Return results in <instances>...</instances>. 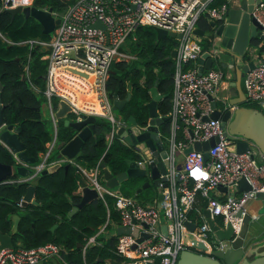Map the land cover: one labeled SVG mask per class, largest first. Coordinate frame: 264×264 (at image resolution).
<instances>
[{
    "label": "built area",
    "instance_id": "1",
    "mask_svg": "<svg viewBox=\"0 0 264 264\" xmlns=\"http://www.w3.org/2000/svg\"><path fill=\"white\" fill-rule=\"evenodd\" d=\"M14 4L15 0H3L2 7L9 8ZM232 4L233 0H74L63 13L53 12L61 17V21L51 31L50 40L28 38L18 41L30 46L39 43L47 49L42 55L46 60L44 95L54 127L52 139L46 143L41 160L32 165V173L20 176L19 180L29 181L42 169L57 162L72 163L77 167L80 178L95 189L97 198L106 205L107 198L112 199L119 215L117 221L113 220L107 207L105 222L82 245L83 253L87 245L96 242V234L105 232L116 235L114 252L120 257L119 264H176L183 249L202 252L198 242L206 244L207 253H211L231 246L241 235L243 220L248 213L247 202L255 198L257 192L264 191V152L254 144H250L247 150L238 151L240 137L223 127L220 119L211 117L214 109L212 99L216 102L220 99L225 105L230 97L228 90L235 81V75L231 73L235 63L227 61V67L223 68L218 62L217 40L209 34L214 32L212 27L202 28L209 30L206 34L194 31L199 27L201 17L209 22L227 21ZM250 16L261 25L263 38L257 44L263 49L252 52L254 66L244 73L242 86L246 99L262 106L264 0L253 1ZM142 24L181 34L175 37L178 43L173 57V87L167 113L165 185L160 181L155 186V197L147 202L123 193L117 186L106 185L100 159L90 167L77 161L75 156L65 154L48 160L57 132L52 107L54 98L58 100V106L61 101L69 105L73 119H80L84 113L109 120L110 128L105 135L107 147L118 136L116 131L123 120L114 114L106 80L114 60L130 57L126 52L119 51V47L124 48L123 42ZM203 41L206 43L203 44ZM204 51H210L213 63L217 59L218 66L211 65L200 72L198 56ZM24 69L28 75V64ZM212 136L217 139L206 150L192 148L184 151L189 145ZM205 151L207 157L204 156ZM13 155L18 164L28 165L20 161L15 153ZM242 177L249 183V189L239 187ZM219 185L225 186V189ZM159 193L161 198H158ZM206 209L208 215L204 212ZM208 218L220 229L230 226V236L219 238ZM188 222L194 223L193 228L187 225ZM109 223L114 225L113 229L123 225L128 226L130 231L112 233V229H107ZM142 234L145 236L139 239ZM62 250L61 245L51 241L33 247H2L0 264H39L52 256L68 264Z\"/></svg>",
    "mask_w": 264,
    "mask_h": 264
},
{
    "label": "trees",
    "instance_id": "2",
    "mask_svg": "<svg viewBox=\"0 0 264 264\" xmlns=\"http://www.w3.org/2000/svg\"><path fill=\"white\" fill-rule=\"evenodd\" d=\"M26 1L15 0L16 3ZM73 1L32 0L31 4L41 8L52 6L53 11L63 13ZM2 4L3 0H0L2 118L6 124L20 125L18 136L24 144L25 153L34 157L37 163L53 135V130L47 128L51 118L44 117L42 112V103L47 100L44 95L46 60L42 55L47 49L39 43L30 46L29 43L18 41L28 38L48 40L50 34L42 32V25L32 15L26 16L23 12L12 14ZM198 25L205 29L211 27L209 21L203 17L198 20ZM128 39L132 40V47L124 48L130 57L111 63L106 80L107 93L113 100L124 99L130 92L120 114L125 119L133 115L138 121L146 123V102L151 98L150 89L155 83L157 91L162 95L157 101L159 113L167 115L170 109L174 71V58L170 56V52L178 40L170 35L158 38L155 29L148 24L139 25L135 35ZM25 64H28V75L25 73ZM246 104L261 107L255 102L247 101ZM52 107L54 113L60 107L56 98L52 99ZM67 114L72 117V113ZM55 117L57 132L54 148L48 156L49 161L57 157L60 148L75 134L69 124H64L62 117ZM94 126L95 135L84 140L75 159L87 167L95 165L100 159L113 173H119L126 166L124 159L135 156L133 150L118 136L107 147L105 135L109 131L110 122L106 118L97 116ZM159 128L168 133V120ZM0 161L13 166L17 164L13 153L1 141ZM67 164V167L62 164L39 177L34 190L37 204H19L29 181L19 180L17 173L0 182V232H11L12 215L17 213L20 219L17 230L12 234L14 247H33L51 241L63 247L62 255L68 264H111L107 261L110 258L119 261L120 257L114 252L115 234H96V242L87 245L85 252H82V245L87 238L95 234L105 222L107 207L110 218L117 221L119 215L110 197L106 200L107 205L96 197L69 215L70 209L81 200V191L78 190L81 175L74 164ZM144 180V177H128L120 182L119 187L125 194L136 195L145 189L137 192ZM26 212L30 217L25 216ZM54 223L57 226L51 229ZM99 258L104 260L99 261Z\"/></svg>",
    "mask_w": 264,
    "mask_h": 264
},
{
    "label": "water",
    "instance_id": "3",
    "mask_svg": "<svg viewBox=\"0 0 264 264\" xmlns=\"http://www.w3.org/2000/svg\"><path fill=\"white\" fill-rule=\"evenodd\" d=\"M254 0H233V4L228 10L227 21L218 22L211 20L209 23L214 29L210 34L211 37L217 40V56L219 59L220 54H225L232 57L235 61V81L231 84L232 91L231 96L226 101V104L222 108L216 107V101L212 99V106L214 107L211 117L220 119V123L230 133L236 134L240 137L237 141V150H247L250 148V144H254L261 152H264V103L261 107H255L246 104L247 99L243 90V75L251 67L254 66V59L252 52H254L255 45L258 43L259 38H263L261 32V25L258 21L250 16V11L253 7ZM259 1V0H257ZM12 14L16 12H23L26 16L32 15L42 25L43 33H50L54 26L61 21L60 16H55L52 6L47 8L37 7L30 4H19L14 7L6 8ZM157 37L163 35H170L173 37H180V33L173 31H167L164 28L154 27ZM210 29V28H209ZM196 33H208L209 30H203L201 27L194 29ZM119 51L125 52V49L120 46ZM176 55V48L174 47L170 56ZM223 68L227 67V60H218ZM198 70L202 72L204 69L213 65V58L210 51H204L198 56ZM3 85L0 79V91ZM161 94L157 91L156 83L150 89V100L146 102L148 108V119L146 123L138 121L133 115L128 116L126 119L120 114V110L130 97L128 92L124 99H113L112 108L114 114L123 123L117 129V135L128 145L134 153V157H126L125 168L119 173H113L105 163H101L103 167V177L105 183L108 186L119 185L124 179L128 177H144L149 174L150 180L146 179L137 188V192H140L142 188L149 187L151 185L157 186L160 181H163L165 185L166 172V145L160 137L159 126L168 120V115H160L157 109V101L161 98ZM48 103L45 101L42 103V112L46 118H51L50 111L47 110ZM233 106V108H231ZM2 101L0 94V141L6 145V147L17 155L20 161L26 162L28 165L16 164L11 165L0 161V182L5 181L13 173H17L23 177L32 173V165L36 163L34 157H30L25 153L24 144L20 140L18 133L20 125H14L13 123L6 124L2 118ZM69 105L63 101L60 102L59 109L55 112L57 117H62L64 124H69L74 130V136L67 141L59 151V156L65 154L69 157H74L80 150L84 140L90 136L95 135L94 122L96 116L87 115L82 113L80 119H73L68 117ZM53 121V120H52ZM217 137H210L202 142H195L184 149L189 151L194 149L206 150L210 145L214 143ZM208 153L205 151L204 156L207 157ZM141 159L142 162H138ZM61 165L60 162L48 165L42 169L39 174L35 175L29 180V185L26 192L19 201L21 205L27 203L37 204L38 202L34 198L35 183L39 177L45 173L55 170ZM68 164H64L67 167ZM162 174V175H161ZM81 185V200L74 205L68 212L71 215L78 207L82 206L91 199L97 197L95 189L89 187L83 178H80ZM240 188L249 189V183L244 177L239 179L238 183ZM220 188L225 189V186L219 185ZM162 194H158V198H161ZM257 199H264V191L257 192ZM258 213L264 215V201L261 202V207ZM205 214L208 215L206 209ZM252 212L248 211L243 220L241 229V235L236 238L231 246L223 250L212 251L207 253L208 246L204 243L198 242L197 246L202 248V252L195 251L193 249H183L180 251L176 264H264V231L259 233H247V227L251 220L257 218L252 216ZM25 216L30 217L28 212ZM20 215L15 213L12 215V228L10 233L0 232V248L13 246L12 234L17 230ZM208 221L212 228L215 230L219 238H228L231 233V227L227 229H220L215 225L212 219L208 218ZM187 225L193 228L194 223L188 222ZM57 226L54 223L51 229ZM165 231V227H162ZM124 231H130L128 226L119 225L115 229H112V233H120ZM136 233V229L132 230ZM145 234H142L143 238ZM99 261L104 260L99 258ZM52 264H64L56 256L51 257ZM111 264H119L115 259H108ZM40 264V263H39Z\"/></svg>",
    "mask_w": 264,
    "mask_h": 264
},
{
    "label": "rangeland",
    "instance_id": "4",
    "mask_svg": "<svg viewBox=\"0 0 264 264\" xmlns=\"http://www.w3.org/2000/svg\"><path fill=\"white\" fill-rule=\"evenodd\" d=\"M30 4V3H29ZM15 5V4H14ZM14 5L12 6V7H14ZM16 6V5H15ZM150 26H152V25H150ZM153 27V26H152ZM154 28V27H153ZM135 32H136V30L135 31H133L132 32V35L134 34L135 35ZM47 34H50V37H49V39L48 40H50L51 39V37H52V32H50V33H47ZM129 37H131V36H129ZM128 37V38H129ZM126 39L124 42H123V46L127 49L128 47H129V49H131V47H132V40L131 39ZM178 43V42H177ZM206 43V41H203V44H205ZM262 49H263V47H262V45H258V44H256L255 45V49H254V52L256 53V52H260V51H262ZM218 60H227V61H229V62H234L235 60L232 58V57H229V56H227V55H225V54H220L219 55V59ZM219 62V61H218ZM218 66V63H217V59L215 60V62L213 63V67H217ZM231 73H232V76H234L235 75V70H231ZM223 93V92H222ZM248 101V100H247ZM248 102H251V101H248ZM216 105H217V107H220V108H222L223 107V101L222 100H220V99H217V102H216ZM44 115V114H43ZM71 116H74L73 114H71ZM45 117V116H44ZM47 128L48 129H50V130H54V128H53V122H52V120L50 121V122H48V124H47ZM160 137H161V139H162V141L164 142V144L167 146L168 145V133L165 131V130H162L161 128H160ZM131 149V148H130ZM254 149H256L255 147H254ZM132 150V149H131ZM54 152H55V150H54ZM144 178H145V180L146 179H149L150 180V177H149V174L147 173L145 176H144ZM117 187H119V185H116ZM155 193H156V189L155 188H153V186H150L149 188H145L142 192H140L139 194H136L135 196L138 198V199H140V200H150V201H152L153 200V198L155 197ZM210 193L212 194V191H210ZM134 195V194H133ZM263 201H264V199H254V200H250V204L248 205V207L250 206V209L251 208H253V207H256L257 205H256V203L257 202H259L260 204H261V202L263 203ZM252 202H255V203H252Z\"/></svg>",
    "mask_w": 264,
    "mask_h": 264
},
{
    "label": "crops",
    "instance_id": "5",
    "mask_svg": "<svg viewBox=\"0 0 264 264\" xmlns=\"http://www.w3.org/2000/svg\"><path fill=\"white\" fill-rule=\"evenodd\" d=\"M31 0H27L26 2H20V3H16L15 5H19V4H22V5H25V4H29V2H30ZM199 27H201L200 25H198ZM201 28H203V27H201ZM203 29H205V28H203ZM35 39V38H34ZM38 39V38H37ZM258 40H260V38L258 39ZM231 91H232V86H230L229 87V90H228V93H229V95L231 96ZM47 110L48 111H50V107H49V105L47 106ZM125 119V118H124ZM64 165V164H67V163H61V165ZM79 182H80V180H79ZM81 185L79 184V188H78V190H80L81 191ZM119 189H120V187H119ZM120 191H122L121 189H120ZM133 195V194H132ZM135 196V195H134ZM254 199H256V198H253V199H250L251 201L252 200H254ZM250 200L247 202V207H248V205L250 204L249 202H250ZM30 203V202H29ZM252 203H255V202H252ZM28 204V203H27ZM256 207H253V208H251L250 209V206L248 207V211H251L254 215H257V218L256 219H254V220H251L250 222H249V224H248V227H247V233H259V232H261V231H264V215H261V214H259L258 213V211H257V209L259 210L260 209V207H261V204L259 203V202H257L256 203ZM113 226L114 225H112V224H108V226H107V229L108 228H110L109 229V231H111V229H113ZM101 233H103V234H105V232H101ZM52 261H51V258H45V259H43L41 262H40V264H50Z\"/></svg>",
    "mask_w": 264,
    "mask_h": 264
}]
</instances>
